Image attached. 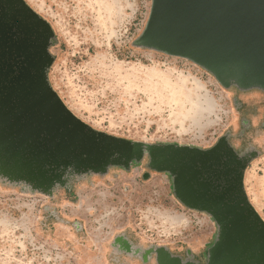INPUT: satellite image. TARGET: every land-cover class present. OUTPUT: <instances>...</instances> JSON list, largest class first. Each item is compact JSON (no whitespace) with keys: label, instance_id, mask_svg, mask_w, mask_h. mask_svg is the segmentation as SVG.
Segmentation results:
<instances>
[{"label":"rangeland","instance_id":"374dc122","mask_svg":"<svg viewBox=\"0 0 264 264\" xmlns=\"http://www.w3.org/2000/svg\"><path fill=\"white\" fill-rule=\"evenodd\" d=\"M25 2L55 33L49 81L76 117L151 144L209 149L228 133L239 152H258L245 190L264 220V94L226 90L188 60L134 48L152 0ZM146 164L75 179L52 196L0 181V264H142L115 253L119 235L143 248L204 253L214 220L181 204L171 177Z\"/></svg>","mask_w":264,"mask_h":264},{"label":"water","instance_id":"95a60500","mask_svg":"<svg viewBox=\"0 0 264 264\" xmlns=\"http://www.w3.org/2000/svg\"><path fill=\"white\" fill-rule=\"evenodd\" d=\"M54 39L51 25L25 0H0V181L52 196L75 179L127 171L147 159L150 171L171 177L181 204L214 220L217 234L202 254L143 248L119 235L116 254L142 264H264V220L245 190L258 152H239L228 133L200 149L93 129L50 84ZM132 46L188 60L226 90L264 94V0H152Z\"/></svg>","mask_w":264,"mask_h":264}]
</instances>
